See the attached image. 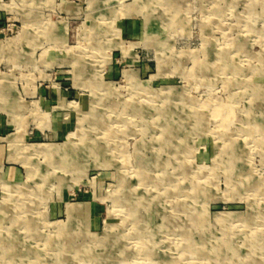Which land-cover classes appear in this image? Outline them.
<instances>
[{"label": "rangeland", "instance_id": "rangeland-1", "mask_svg": "<svg viewBox=\"0 0 264 264\" xmlns=\"http://www.w3.org/2000/svg\"><path fill=\"white\" fill-rule=\"evenodd\" d=\"M0 264H264V0H0Z\"/></svg>", "mask_w": 264, "mask_h": 264}, {"label": "bare ground", "instance_id": "bare-ground-1", "mask_svg": "<svg viewBox=\"0 0 264 264\" xmlns=\"http://www.w3.org/2000/svg\"><path fill=\"white\" fill-rule=\"evenodd\" d=\"M227 56V55H226ZM232 72V71H231ZM71 209L76 210V207H71ZM68 225V224H67ZM66 229V228H65ZM261 235V234H260ZM28 247V246H27Z\"/></svg>", "mask_w": 264, "mask_h": 264}]
</instances>
